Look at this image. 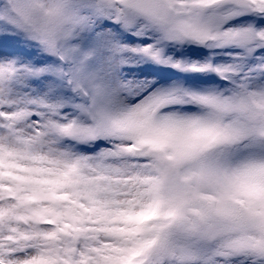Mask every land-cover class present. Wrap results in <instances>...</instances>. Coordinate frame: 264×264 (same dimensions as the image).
Masks as SVG:
<instances>
[{
    "label": "snow or ice",
    "instance_id": "snow-or-ice-1",
    "mask_svg": "<svg viewBox=\"0 0 264 264\" xmlns=\"http://www.w3.org/2000/svg\"><path fill=\"white\" fill-rule=\"evenodd\" d=\"M0 264H264V0H0Z\"/></svg>",
    "mask_w": 264,
    "mask_h": 264
}]
</instances>
